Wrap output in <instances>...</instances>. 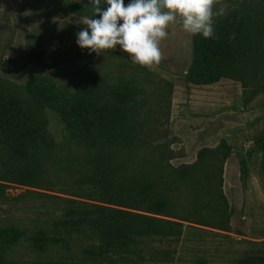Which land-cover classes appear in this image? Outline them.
I'll return each mask as SVG.
<instances>
[{
    "label": "rangeland",
    "instance_id": "rangeland-1",
    "mask_svg": "<svg viewBox=\"0 0 264 264\" xmlns=\"http://www.w3.org/2000/svg\"><path fill=\"white\" fill-rule=\"evenodd\" d=\"M214 8L220 13L215 21L237 12L245 18V29L236 69L217 83L199 85L185 79L192 61L193 35L179 24L171 25L168 36L161 40L160 62L144 67L133 63L118 46L99 55L77 46L75 33L85 27L79 23L84 13H72L66 0H0V92L37 105L47 124V149L35 153L45 179L36 188L10 185L8 201H0V228L13 224L23 227L30 237L39 230L60 237L67 230L56 228L54 223L63 220L69 209H85V205L68 200L109 206L97 202L106 200L86 181V167L70 159V155L82 157L86 149L69 139L61 116L34 100L29 92L30 78L44 75L70 92L98 84L120 86L130 82L135 86L134 98L122 105L134 107L138 131L149 147L118 151V159L132 157L135 167L143 165L153 177L164 180L173 175L168 165L198 164L199 177L221 171L229 218L222 224L225 231L210 227L222 220L219 214L193 217L186 213L191 207H199L200 216H208L204 184L198 185L199 196L194 201L186 180L178 183L179 191L161 181V186L169 189L166 195L180 204V210L175 207L167 212L175 219L160 218L181 222L186 228L180 236L147 239L144 251L148 264H195L200 260L237 264L264 248V0H215ZM2 157L0 149V161ZM218 198L210 202L221 208ZM74 232L71 226L69 248L58 245L43 253L28 236L6 250L4 259L8 264L80 261L83 249L93 242L76 239ZM0 264H4L1 257Z\"/></svg>",
    "mask_w": 264,
    "mask_h": 264
},
{
    "label": "trees",
    "instance_id": "trees-1",
    "mask_svg": "<svg viewBox=\"0 0 264 264\" xmlns=\"http://www.w3.org/2000/svg\"><path fill=\"white\" fill-rule=\"evenodd\" d=\"M66 2L74 14H91L88 0ZM214 27L213 37L205 39L199 35L192 36V61L185 74L189 83H217L236 69L245 18L237 12H230L215 21ZM230 36L234 38L230 39ZM28 89L34 100L61 116L69 139L86 149L87 152L82 157L70 155V159L79 162L81 167H86V181L93 188L97 187L94 190L96 195L108 201L97 202L118 207L68 200L70 203L85 205V209H69L63 220L54 223L56 228L60 226L67 230L60 237L51 236L43 230L30 237L19 225L1 227L0 257L4 264H8L4 259L6 250L17 246L28 236L43 253L58 245L69 248L67 233L71 226L74 227L76 239L83 237L93 243L83 249L80 261L65 264H148L144 251L147 239L162 241L168 235L180 236L186 228L181 222L160 218L171 217L167 213L170 209L174 210L176 207L180 210V204H174L175 200L170 199L166 192L169 189L179 191V184L183 180L192 187L194 201L199 196L198 185H205L208 195H205L207 205L204 210L210 209L207 211L208 216H200L199 207H191L186 213L193 217H213L219 214L222 220L216 226L210 227L225 231L226 227L222 224L229 221V218L227 202L222 193L221 171L219 173L216 169L213 174L207 173L204 177H199L196 175L198 164L178 168L168 165L167 168L173 175L164 180V177H153L143 165L135 167L132 157L118 159L115 156L118 151H136L149 147L138 131L139 124L134 117V107L122 105L136 94L135 86L130 82H124L120 86L98 84L95 88L78 87L70 92L43 75L32 76ZM36 106L23 101L17 95L0 92V149L3 152L0 161V172L3 173L0 176V201H8L7 189L11 184L36 188L45 179L35 153L47 149V124L45 116ZM155 146L160 147V144ZM221 168L220 166V170ZM161 181L169 189L162 187ZM175 195L172 197L175 198ZM217 197L220 198L218 201L221 208L211 205L210 199L216 200ZM188 229L197 230L193 226H188ZM195 264L208 263L200 260ZM237 264H264V248L255 250Z\"/></svg>",
    "mask_w": 264,
    "mask_h": 264
},
{
    "label": "clouds",
    "instance_id": "clouds-1",
    "mask_svg": "<svg viewBox=\"0 0 264 264\" xmlns=\"http://www.w3.org/2000/svg\"><path fill=\"white\" fill-rule=\"evenodd\" d=\"M90 15L79 23L75 43L89 53L119 47L133 63L151 67L161 60V40L171 25L202 38L214 36L215 0H88ZM234 36H230V39Z\"/></svg>",
    "mask_w": 264,
    "mask_h": 264
}]
</instances>
